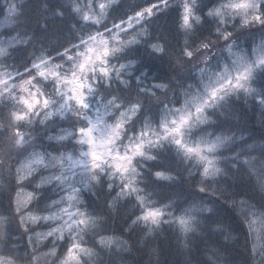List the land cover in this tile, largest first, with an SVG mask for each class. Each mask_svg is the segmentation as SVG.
<instances>
[{
	"label": "snow or ice",
	"instance_id": "6c2138e0",
	"mask_svg": "<svg viewBox=\"0 0 264 264\" xmlns=\"http://www.w3.org/2000/svg\"><path fill=\"white\" fill-rule=\"evenodd\" d=\"M146 2L114 15L116 0H43L40 19L25 0L0 9V264H126L133 244L168 264L165 225L181 264H239L236 229L210 204L154 198L177 166L195 170L198 192L231 201L244 264H264V139L225 127L240 100L264 126V0ZM169 12L174 50L151 31ZM141 49L171 52L180 71L154 75ZM224 164L245 170L259 203L219 186ZM99 191L107 215L85 198ZM122 204L134 211L117 233L110 217Z\"/></svg>",
	"mask_w": 264,
	"mask_h": 264
},
{
	"label": "trees",
	"instance_id": "16d2710c",
	"mask_svg": "<svg viewBox=\"0 0 264 264\" xmlns=\"http://www.w3.org/2000/svg\"><path fill=\"white\" fill-rule=\"evenodd\" d=\"M8 0H0V9H4V6ZM43 0H25V3L29 5L28 14L34 19H40L41 8ZM120 6L114 15H121L124 11L130 10V6L135 4H142L147 6L146 0H116ZM0 16V20H2ZM41 23L43 20L41 19ZM56 24H60V21H56ZM65 28L67 22H64ZM38 27V26H37ZM153 36L159 38L161 42L166 43V46H170L174 50L177 45V40L180 38L176 35V14L175 12H169L167 15H162L158 19L153 21L151 26ZM255 39L259 40L257 34ZM141 54L144 57V62L154 75L159 76H172L180 71L172 58L171 52L166 55L163 59H155L150 57L144 49H141ZM23 56L24 53L21 51L18 54ZM219 55V52H217ZM258 86V85H254ZM228 124L225 127H231L233 131L243 134L244 136L251 135L253 141L259 143L264 139V126L260 122L259 109L254 107L251 100L245 103L243 100L236 101L233 103L230 113L227 117ZM149 167H153L149 165ZM228 171L226 176H222L219 179V186L227 188L234 194V198L237 199H248L253 198L254 203H259L261 200V194L256 189L252 180L247 176L243 168L233 169L230 165L224 164ZM174 175H177L179 179L173 182H154L155 188L154 198L159 200L161 203H168L169 201H179L180 206H188L192 203H199L204 201L210 204L214 209L213 219L219 220L225 224L231 225L236 229L234 236L236 239L232 242L233 255L239 264H244L245 261H250L247 252V246L244 240V229L241 227L234 209L231 206V201H225L223 196H220L219 200H215L211 197L210 193H200L197 191L196 181L198 177L195 175V170H192L190 174L189 170L183 166H177L174 170ZM219 195V193H217ZM98 197V199H96ZM96 197L87 196L86 199L96 200V204L99 206V210L104 214H108V210L105 207V201L109 197L104 191L96 193ZM134 211V206L131 204H122L118 210L112 213L110 217V224L113 229L120 232L128 221L129 215ZM178 214V213H177ZM165 225L157 238V243L161 249V259L168 261V264H181L184 259L182 253H180L175 246V233L174 229ZM125 235V239H127ZM135 239V237H134ZM133 239V240H134ZM150 255L145 249L139 250L136 245H132L129 252L125 253L122 260L126 264H149Z\"/></svg>",
	"mask_w": 264,
	"mask_h": 264
},
{
	"label": "bare ground",
	"instance_id": "6f19581e",
	"mask_svg": "<svg viewBox=\"0 0 264 264\" xmlns=\"http://www.w3.org/2000/svg\"><path fill=\"white\" fill-rule=\"evenodd\" d=\"M166 231H168V227H166ZM127 239L129 240V243L132 244V241H133L134 237H132L131 239H129V237H127ZM142 251H143V250H142ZM145 251H146L147 253H149L148 249H145Z\"/></svg>",
	"mask_w": 264,
	"mask_h": 264
}]
</instances>
